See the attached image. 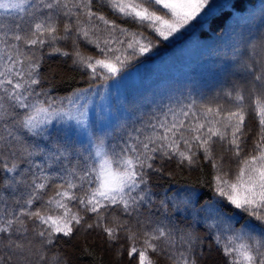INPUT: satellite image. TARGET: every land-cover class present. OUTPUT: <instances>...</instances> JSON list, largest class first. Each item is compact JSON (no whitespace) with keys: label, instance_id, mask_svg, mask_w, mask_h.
<instances>
[{"label":"snow or ice","instance_id":"snow-or-ice-1","mask_svg":"<svg viewBox=\"0 0 264 264\" xmlns=\"http://www.w3.org/2000/svg\"><path fill=\"white\" fill-rule=\"evenodd\" d=\"M210 4L0 0V264H74L66 245L99 264H264V6L253 39L227 14L214 92L129 84L160 41L211 27ZM54 60L88 86L54 95ZM178 173L196 180L172 192Z\"/></svg>","mask_w":264,"mask_h":264},{"label":"trees","instance_id":"trees-1","mask_svg":"<svg viewBox=\"0 0 264 264\" xmlns=\"http://www.w3.org/2000/svg\"><path fill=\"white\" fill-rule=\"evenodd\" d=\"M262 6H264V0H222L216 5L220 15L211 20V27L207 21L203 23L200 20L193 21L188 29L179 33L178 38L172 41H160L152 53L140 58L142 63L137 62L130 67L129 71L138 66H143L144 69L141 70L137 80L129 84H139L145 76L153 79L162 77L173 89L191 91L193 95L199 92H214L226 79L228 68V62L220 55L229 32V29L224 26L227 14H231L232 17L228 20L229 25L235 27V22L239 23L240 27L236 29L237 31L247 24L245 33L247 34L250 29L249 38L253 39L262 30L260 21ZM145 35H150L154 42L159 40L154 34L146 32ZM50 73L56 75L54 83L57 91L54 95H68L73 89L88 86L86 76L69 71L55 60L51 62ZM123 118H127V114ZM248 126L255 127L252 117L248 120ZM196 175V173H178L171 183L165 184L164 187H171L172 192H178L187 184L194 183ZM203 191L207 192L208 189L205 188ZM211 195L209 192V197ZM236 226L239 227V224ZM65 248L74 264H99L102 260L108 261L112 258L99 246L96 247L94 256L91 254L80 256L79 252L74 251L71 246L66 245ZM221 259L220 253L214 250L212 260Z\"/></svg>","mask_w":264,"mask_h":264},{"label":"rangeland","instance_id":"rangeland-1","mask_svg":"<svg viewBox=\"0 0 264 264\" xmlns=\"http://www.w3.org/2000/svg\"><path fill=\"white\" fill-rule=\"evenodd\" d=\"M217 1V2H216ZM222 0H211V4H210V7L212 6V5H217L219 2H221ZM199 20V19H198ZM193 23V22H192ZM191 23V24H192ZM191 25H189L188 27H190ZM188 27H187V29H188ZM182 30H186V29H182ZM181 30V31H182ZM179 36V33L177 34V37ZM173 39H175V38H170L169 39V41H172ZM151 67V66H150ZM144 69V67L143 66H138V67H136V68H134V69H132V70H130L129 71V73H131V74H133V76H134V78L133 79H131L130 81H129V83H132V82H134V81H136L137 80V78H138V75L140 74V72H141V70H143ZM111 83V82H110ZM96 93H98L97 95H94V96H92V105L90 106V107H97V106H99L100 104H102V103H107L108 102V93H104V89H101V88H97V89H95L94 90ZM111 91V89H109V92ZM122 92H123V90H122ZM99 93H104V95H105V97H106V99L104 100V101H102L101 99H100V95H99ZM87 95V94H86ZM92 115V113H91V111H90V116Z\"/></svg>","mask_w":264,"mask_h":264}]
</instances>
